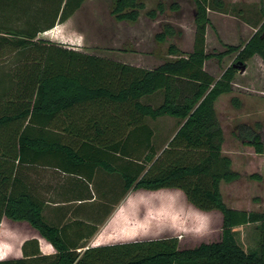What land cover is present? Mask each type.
Returning a JSON list of instances; mask_svg holds the SVG:
<instances>
[{"label":"trees","instance_id":"16d2710c","mask_svg":"<svg viewBox=\"0 0 264 264\" xmlns=\"http://www.w3.org/2000/svg\"><path fill=\"white\" fill-rule=\"evenodd\" d=\"M50 1L56 3L53 11L50 8L47 11ZM84 1L41 0V16L30 18L34 24L31 27L28 28L29 24L22 27L29 23L27 19L17 32L4 31L0 23V129L9 136L5 142L0 132V156L19 163L28 147L35 154V147L24 143V135L30 128H104L107 134L101 145H106L108 153L101 166L119 175L124 193L131 189H177L196 209L220 212V240L191 249H179L175 237L97 247L70 242L62 229L43 221L41 204L26 193H18V180L6 176L0 179V221L5 217L27 222L55 253L42 255L37 240L31 239L22 244L21 258L0 260V264H264V209L261 212L230 209L220 193L221 182L231 183L248 174L233 171L230 158L222 153L223 131L214 110L216 99L231 92V83L239 72L237 66H246L255 55L264 64V14L261 13L263 20L246 43L224 45L225 51L210 54L205 52L208 11L224 12L225 3L193 0L191 52L183 53L171 44L167 54L175 58L147 69L38 38L51 30L55 21L59 24L67 21ZM168 7L171 11L179 10L175 3ZM143 8V0H115L109 14L117 22L134 23ZM164 10L163 1H159L146 16L155 19ZM49 17L52 21L47 23ZM11 18L12 24L19 17ZM180 34L165 24L154 40L164 43ZM234 53L232 64L218 79L205 71L206 60L220 61ZM154 94L161 96L157 106L143 102ZM235 101L232 99L231 103ZM69 111L76 118L68 116ZM161 117L177 120L178 127L166 147L158 152L147 120ZM232 135L241 151L264 153L259 123L238 124ZM77 138L82 146L100 143L98 136ZM69 154L76 159L81 156L80 149ZM248 178L262 180L255 173ZM243 226H254V245L247 250L233 231ZM91 229L95 231L94 226Z\"/></svg>","mask_w":264,"mask_h":264},{"label":"rangeland","instance_id":"374dc122","mask_svg":"<svg viewBox=\"0 0 264 264\" xmlns=\"http://www.w3.org/2000/svg\"><path fill=\"white\" fill-rule=\"evenodd\" d=\"M115 0H91L88 1L74 16L71 26L74 31L79 32L80 42H74L81 45L79 48L89 50L91 54L101 56L110 60H118L123 62L139 63L143 68L152 69L161 64L164 60L174 59L175 56H169L167 49L169 45H175L183 53H189L191 43L189 44L188 36L193 30V0H143L144 8L139 11V17L136 22H117L110 16L112 4ZM159 1H163L165 10L163 14H158L155 19H149L146 12L155 8ZM38 3V4H37ZM175 3L179 6L178 11H171L169 5ZM224 12L208 11L211 17L210 28L207 37L205 38V50L207 53H218L225 51L226 41L227 45L243 44L244 40L236 41L233 39V27L235 23H246V13L251 12L249 5H258L263 3L264 0H224ZM55 2L47 3V11H53ZM41 0H0V23L4 26V31L10 33L17 32L21 24L25 23L28 19L29 23L24 24L28 28L34 25L30 23L31 17H40L42 14ZM41 11V12H40ZM264 13V8H263ZM47 15V14H46ZM45 15V16H46ZM18 16L11 24L9 22L11 17ZM48 17V16H46ZM20 22L17 23L16 21ZM24 20V21H23ZM210 21V20H209ZM169 24L174 27L176 31H180L179 36L167 39L164 43H157L154 40V35L161 31L162 26ZM209 24V25H210ZM21 27V28H22ZM53 32V33H52ZM49 36H39L43 40L53 41L70 47L71 41L63 38L58 30L51 31ZM219 33V34H218ZM224 37L222 38L220 37ZM227 37V38H226ZM51 39V40H50ZM53 39V40H52ZM239 44V45H240ZM236 53L230 54L222 64L215 58L212 60V68L219 74L220 71L229 64H232V58ZM257 56V55H256ZM226 58V57H225ZM156 60V64L152 65L149 61ZM234 59V58H233ZM232 60V61H231ZM258 61V62H257ZM121 63V62H120ZM218 63V65L216 64ZM156 65V66H155ZM210 65H206V68ZM219 67V68H218ZM212 71V72H214ZM238 73V72H237ZM245 80L258 82L260 89L264 91V64L258 56L256 61L251 63L247 74L244 76ZM255 82V83H256ZM246 88L238 86L233 93L232 99L244 102V106L238 110L236 114L241 115L238 118L234 115V104L231 100L226 102L223 98L219 101L216 107L217 119L223 132V154L230 157L233 163H239L244 156H238L237 152H241L238 142L232 135L233 127L237 122H246L247 124L259 123L262 129L263 143H264V98L259 97L258 94L252 93V84H245ZM255 88V85H254ZM236 93V94H235ZM264 96V93H262ZM246 96L247 101H246ZM262 99L261 101L254 102L255 99ZM242 97V98H241ZM240 99V100H239ZM161 96L159 94L151 95L143 102L157 106L160 103ZM246 102V104H245ZM231 115V119L227 115ZM168 117H161L153 120L152 126L158 127L160 131L165 132L158 137V141L164 142L176 129L177 120H167ZM233 118H235L233 120ZM151 122V121H150ZM238 125V124H237ZM159 143V144H160ZM158 145V143H156ZM160 147V146H159ZM256 155V154H255ZM239 157H242L239 159ZM249 166L243 167L241 170L235 165L232 166L233 170L238 171L241 175L251 172L253 163L249 162ZM241 181L237 183L236 205L240 209H247V206L252 207V211H261L263 204L259 203V196H263V190L260 186L251 183L248 175L242 176ZM247 185H252L247 186ZM244 188H247L245 194ZM168 191H176L167 194ZM220 193L223 202L227 207L234 206L231 203V193L227 186L222 185ZM246 195V196H245ZM244 197H247L245 199ZM135 210L133 212L134 220L140 221L141 233L145 236L136 238V241L154 240L159 238L175 237L178 241L179 249H191L201 243H214L220 240L221 236V214L218 211L204 212L196 209L188 203L183 194L178 190H166L162 192H153L138 190L133 196ZM153 232L147 234L146 232ZM233 231L237 234V240L241 243L244 250L254 245V226H243L234 228Z\"/></svg>","mask_w":264,"mask_h":264},{"label":"crops","instance_id":"0c3cea01","mask_svg":"<svg viewBox=\"0 0 264 264\" xmlns=\"http://www.w3.org/2000/svg\"><path fill=\"white\" fill-rule=\"evenodd\" d=\"M88 1L91 0H85L77 11H79ZM249 8L251 9V12L249 13L248 11V13H246L248 17H246L245 21L252 26H248L247 24L241 22H234L232 32L233 39L236 41L244 40L243 44L249 40V38L254 34L255 30L263 20L261 14L263 13L264 8L263 3H258V5L251 4L249 5ZM77 11L62 24H59L57 21H55V26L51 30L39 34L38 37L46 35L49 36V34L53 33H51V31L58 30L59 34L62 35L63 38H68L71 41V43H69L70 48L76 51L91 54L89 50L79 48L81 45H79L78 43H74L80 40L81 35L79 32L74 31L71 26V22L74 16L77 14ZM50 18L51 17L46 20L47 23H50L52 21ZM209 20L210 22H212L210 15ZM13 21L14 20H12V22ZM16 22L19 23L20 21L17 20ZM210 26L211 24L206 27L205 38L208 35ZM189 34L190 35H187V38L189 44L191 43V46L189 47L190 50L188 52H191L194 27ZM220 38L224 40V37L221 36ZM55 41L56 40H53L52 42ZM234 43H231L229 45L237 46L240 44L239 43L237 45H232ZM223 44L227 45L225 40ZM229 55H226V58L223 57L219 62L222 64V62H224V60L227 59ZM256 58H258V56L255 55L246 62L245 70L243 73L238 72L235 74L231 83V92L228 94L220 95L216 99L214 103L215 112L219 101H221L223 98H225L224 101H228V103L232 98H235L233 97L235 96L233 95V92L235 90H238L235 89L238 86L246 88L245 84H252V93L258 94L259 97L264 98V96L262 95L264 91L260 89L257 91L256 87L260 88L258 82L255 81L256 83H253V81L249 82L248 80L244 79V76L249 70V66L252 62L254 63L256 61ZM214 59L215 58H210L209 60H206L204 62V69L215 79H218L222 72L229 66V64H227V66L223 68L219 74H216L217 72L212 68V60ZM156 60L157 59L149 61V63L154 65L156 64ZM114 61L141 67L137 62L127 63L125 61L123 62V60L118 61L115 59ZM208 64L210 65V68L208 67L207 69L206 65ZM216 64L218 65V63ZM250 97L255 99L254 102L262 100L256 99L254 98V96ZM247 98L248 97L246 96V101ZM233 104L235 107L234 115L238 118H241V115L236 113L244 106V102H242L241 100L238 101L236 99ZM71 113L72 111H69L67 115L72 118H76V115H70ZM231 116L232 114H228L227 118L231 119ZM61 117L63 118L64 116ZM234 119L235 118H233V120ZM167 120L175 121V119L169 117L167 118ZM147 123L153 131V143L157 151L161 152L166 147V144L170 140V138L174 135L178 126L167 139L166 136H164L165 141L160 143V141H158V137L165 132H167L168 135V133H170V130L160 131L158 127L156 128L152 126L151 123H153V121L150 122V120H147ZM241 123L246 122H237V124ZM0 132H2V134L4 135H2V140L6 142L9 136L5 134L4 129H0ZM106 134L107 130L104 128L78 129L76 127L64 126L59 128H30L24 135V143L28 144L29 146H34L36 149L35 154L31 152V147H28L26 156H24V159L19 163L16 160L12 161L11 159H3L0 156V179L5 178L6 176H10V179H12V177H15L18 180V193H26L35 202L41 204V217L43 221L49 226L62 229V233L70 242H79L81 244L85 242V245L87 247H97L136 241V238H139L141 235L145 236L143 233H141L140 221L134 220L132 215L135 210L133 204V196L138 190L131 189L128 192L124 193L122 189L123 183L119 175L116 173H109L101 166V162L106 161L108 153L106 145H101L102 137H105ZM78 136H89L91 138L98 136L100 139V143H89L82 146L81 143L78 142ZM156 143H158V145H156ZM46 144L50 147L46 146ZM79 149L81 153V156H79V158L76 159L70 156V152H76ZM237 155L244 157H239V159H242L239 161V163L235 164L229 157L231 160V169L232 166L235 165L238 169L241 170L243 167L249 166V162H252V171L247 174H258L262 179L261 182L253 180L250 182L256 186H260L261 190H263V196H259V203L263 204V210L264 153L261 155H255L254 153L241 151L237 152ZM233 171L238 172L236 170ZM241 180L242 179L240 178L237 181L231 183L221 182L219 185V189L222 188V185L227 186L229 192L231 193V203L234 206L228 208L234 210H243L246 212H261L262 210L252 211V207L249 206L250 204L247 206V209H240V207L236 205V196L237 194H239L238 189H241H237V183ZM247 186L251 187L252 185ZM166 190L177 189H160L155 192H162ZM244 190L246 191V194L247 188H244ZM172 192L176 191H168L166 193L170 194ZM244 198L247 199V197ZM91 226L95 227L94 232H92ZM146 233L150 234L153 232L148 231ZM31 239L37 240L38 248L42 255H52L55 253L53 247L44 238H42L38 234V232L33 229L27 222L12 221L10 219L2 217L0 221V260L21 258L22 244L25 241Z\"/></svg>","mask_w":264,"mask_h":264},{"label":"water","instance_id":"95a60500","mask_svg":"<svg viewBox=\"0 0 264 264\" xmlns=\"http://www.w3.org/2000/svg\"><path fill=\"white\" fill-rule=\"evenodd\" d=\"M237 69L239 70V73H243L245 70V66H237Z\"/></svg>","mask_w":264,"mask_h":264}]
</instances>
